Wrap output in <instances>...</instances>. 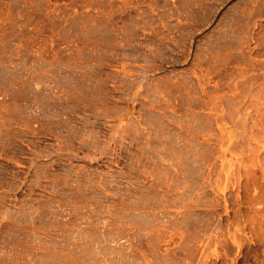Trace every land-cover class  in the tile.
Instances as JSON below:
<instances>
[{
	"label": "rangeland",
	"instance_id": "374dc122",
	"mask_svg": "<svg viewBox=\"0 0 264 264\" xmlns=\"http://www.w3.org/2000/svg\"><path fill=\"white\" fill-rule=\"evenodd\" d=\"M0 264H264V0H0Z\"/></svg>",
	"mask_w": 264,
	"mask_h": 264
}]
</instances>
